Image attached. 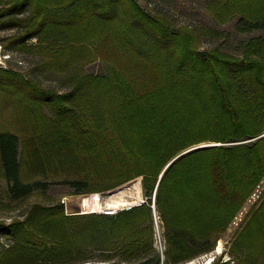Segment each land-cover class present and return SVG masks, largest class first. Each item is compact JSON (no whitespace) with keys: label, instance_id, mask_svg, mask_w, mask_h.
I'll list each match as a JSON object with an SVG mask.
<instances>
[{"label":"trees","instance_id":"1","mask_svg":"<svg viewBox=\"0 0 264 264\" xmlns=\"http://www.w3.org/2000/svg\"><path fill=\"white\" fill-rule=\"evenodd\" d=\"M201 1L216 25L259 33L231 52L201 47L227 32L137 0H0V30L15 29L4 52L37 56L65 86L0 66V207L51 182L87 194L138 178L146 197L115 214L34 202L0 222V264H182L214 250L264 177V0ZM97 60L103 72L85 70ZM209 264H264V191Z\"/></svg>","mask_w":264,"mask_h":264},{"label":"rangeland","instance_id":"2","mask_svg":"<svg viewBox=\"0 0 264 264\" xmlns=\"http://www.w3.org/2000/svg\"><path fill=\"white\" fill-rule=\"evenodd\" d=\"M144 8H151L153 13H165L170 16L176 24H185L190 26H209L213 29L219 30L221 32H227L229 34L228 39L224 42V37L219 35L218 37L207 36L202 44V48H210L222 43L223 47L231 52H236L238 43L241 40H246L252 35H256L259 32L253 33H241L234 29L233 23H228L225 25H216L209 15L201 8V0H137ZM15 29H3L0 30V39H4L11 35ZM0 66H10L14 69L20 70L28 77L34 78L36 81L41 83L43 86L64 89V78L54 72L44 71L37 72L34 70V64L38 59L37 56L25 53V52H4L2 47L3 41L0 40ZM36 38H31L30 42H35ZM10 54V61H7V57ZM88 72L99 73L103 72L104 64L97 60L88 64L85 67ZM5 182L0 177V186H4ZM123 188H130V193L121 192ZM121 190V191H120ZM134 190V191H133ZM264 191V177L260 184L246 201L243 208L240 210L238 215L235 217L233 222L228 227L227 231L222 235V237L217 241L214 250L210 253L201 255L186 264H209L216 255H220L226 249H228L230 242L233 240L236 230L240 227L241 222L247 215L250 208L260 200L263 196ZM73 189L66 183L62 182H51L47 188L46 194L35 193L33 196L29 197L27 200L17 203L15 206H11L10 209H3L0 207V222L9 223L12 217H19L26 213L29 206L34 202L43 203H56L58 201L63 202L65 206V211L67 213H85V212H100L105 208H109L114 204H119L117 201L121 198H144L145 193L140 184V179L136 178L130 183L120 185L116 188L95 192L87 194H73ZM121 192V194H120ZM120 194V195H119ZM122 195V196H121ZM94 197V203L88 204L86 201ZM112 208V207H111ZM1 227V226H0ZM161 231V225L159 224ZM159 245V242H158ZM224 257L228 258V254L225 252Z\"/></svg>","mask_w":264,"mask_h":264},{"label":"built area","instance_id":"3","mask_svg":"<svg viewBox=\"0 0 264 264\" xmlns=\"http://www.w3.org/2000/svg\"><path fill=\"white\" fill-rule=\"evenodd\" d=\"M146 199L144 198H136L133 203H130V204H127L125 206H122V207H117V208H105L103 210H101L100 212L104 213V214H115L117 213L119 210L121 209H124V208H131L132 206L134 205H139L141 204L142 202H144ZM155 238H156V245L158 246L159 250L160 251H163L164 249V245H163V242H162V235H161V231H160V228H159V222H158V219L156 217L155 219ZM158 242H159V245H158Z\"/></svg>","mask_w":264,"mask_h":264},{"label":"bare ground","instance_id":"4","mask_svg":"<svg viewBox=\"0 0 264 264\" xmlns=\"http://www.w3.org/2000/svg\"><path fill=\"white\" fill-rule=\"evenodd\" d=\"M121 191V190H120ZM124 191V193L126 194V193H130L131 191H130V188H123L122 189V191L121 192H123ZM134 191V190H133ZM121 192H120V194H121ZM119 194V195H120ZM122 196V195H121ZM136 198L135 197H132V198H129V199H127V198H119L118 199V203L119 204H114L113 206H111L112 208H117V207H122V206H125V205H127V204H130V203H133V201L135 200ZM86 203H88V204H92V203H94V197L93 198H91V199H89L88 201H86ZM110 207V208H111ZM182 264H186V263H182Z\"/></svg>","mask_w":264,"mask_h":264},{"label":"water","instance_id":"5","mask_svg":"<svg viewBox=\"0 0 264 264\" xmlns=\"http://www.w3.org/2000/svg\"><path fill=\"white\" fill-rule=\"evenodd\" d=\"M174 160V159H173ZM153 200H154V197H153ZM154 202V201H153ZM153 206H154V204H153Z\"/></svg>","mask_w":264,"mask_h":264}]
</instances>
